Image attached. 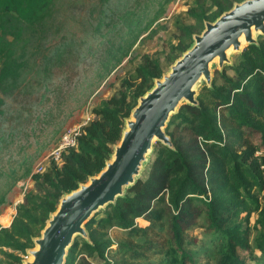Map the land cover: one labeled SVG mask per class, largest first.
Segmentation results:
<instances>
[{
	"label": "trees",
	"instance_id": "obj_1",
	"mask_svg": "<svg viewBox=\"0 0 264 264\" xmlns=\"http://www.w3.org/2000/svg\"><path fill=\"white\" fill-rule=\"evenodd\" d=\"M215 7L206 14L204 3ZM240 0H192L185 17L199 27L213 20ZM55 0H0V91L15 78L18 63L12 41L22 28L41 25ZM176 29L186 35L167 52L171 63L191 43L193 32L184 18L177 17ZM164 70L159 58L147 54L108 97L92 109V117L80 127L76 145L62 152L60 161L45 163L34 173L33 188L15 207L8 226H0V264H22L21 254L33 246L49 213L60 196L79 182L99 172L113 145L118 142L123 119L137 98ZM174 148L156 143L141 177L126 195L100 209L86 223L90 242L76 237L65 264H123L116 255L139 257L156 246L170 264H196L189 247L205 238L192 233L201 228L208 236L203 252L213 264H264V37L259 45H248L233 63L216 71L213 87H203L198 106L183 105L166 128ZM257 215L250 226L251 214ZM144 221V222H143ZM159 226L158 229L156 227ZM116 228L140 234L138 245L105 237ZM159 234L156 245L151 234ZM114 258V260H109ZM108 259V260H107Z\"/></svg>",
	"mask_w": 264,
	"mask_h": 264
},
{
	"label": "rangeland",
	"instance_id": "obj_2",
	"mask_svg": "<svg viewBox=\"0 0 264 264\" xmlns=\"http://www.w3.org/2000/svg\"><path fill=\"white\" fill-rule=\"evenodd\" d=\"M191 3L55 0L44 23L22 28L19 37L6 36L12 41L18 72L7 82L9 91H0V226L9 224L16 205L33 188L31 176L36 166L49 157L66 128L82 125L86 116L91 118V109L119 88L147 54L158 57L161 68L168 69L167 52L186 38L176 29L177 17L184 18L193 32L202 30L203 26L185 17ZM208 5L206 1L209 16L215 7ZM256 217L251 214L253 234ZM192 233L205 238L189 247L196 264H213L203 252L208 248V236L201 228ZM159 234L164 235L151 234L156 245L162 241ZM105 237L114 250L118 242L138 245L144 241L140 234L116 228L109 229ZM2 250L11 251L0 248L1 263ZM159 250L156 246L139 257L119 251L116 257L123 264H170ZM26 256L21 254L22 259ZM93 262L101 264L98 259Z\"/></svg>",
	"mask_w": 264,
	"mask_h": 264
},
{
	"label": "water",
	"instance_id": "obj_3",
	"mask_svg": "<svg viewBox=\"0 0 264 264\" xmlns=\"http://www.w3.org/2000/svg\"><path fill=\"white\" fill-rule=\"evenodd\" d=\"M264 37V0L234 1L192 34L181 52L123 119L120 138L103 168L63 193L49 213L22 264H65L76 237L90 242L86 223L100 209L125 197L141 177L156 143L174 148L167 125L183 105L198 106L203 87L212 88L216 71L233 63L248 45Z\"/></svg>",
	"mask_w": 264,
	"mask_h": 264
},
{
	"label": "built area",
	"instance_id": "obj_4",
	"mask_svg": "<svg viewBox=\"0 0 264 264\" xmlns=\"http://www.w3.org/2000/svg\"><path fill=\"white\" fill-rule=\"evenodd\" d=\"M89 119H90V116H86L84 123H86ZM80 127H81V125L76 126V127L75 126L74 127H68L61 133L55 147L50 152L49 157H46L44 161H42L41 163H39L36 166L35 173L42 172V170L44 169L43 168L44 163L48 158L53 159L54 161L58 162V161H60L61 154L63 151H65L66 149H68L70 147H74L76 145L77 136L80 133Z\"/></svg>",
	"mask_w": 264,
	"mask_h": 264
},
{
	"label": "crops",
	"instance_id": "obj_5",
	"mask_svg": "<svg viewBox=\"0 0 264 264\" xmlns=\"http://www.w3.org/2000/svg\"><path fill=\"white\" fill-rule=\"evenodd\" d=\"M57 143V142H56ZM56 145V144H55ZM55 145L53 146V148L55 147ZM53 150V149H52ZM14 213H15V210H14V212H13V214H12V217H13V215H14ZM12 217L10 218V220H9V224H10V222H11V219H12ZM9 224H6V225H3V226H8Z\"/></svg>",
	"mask_w": 264,
	"mask_h": 264
}]
</instances>
